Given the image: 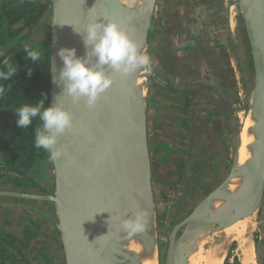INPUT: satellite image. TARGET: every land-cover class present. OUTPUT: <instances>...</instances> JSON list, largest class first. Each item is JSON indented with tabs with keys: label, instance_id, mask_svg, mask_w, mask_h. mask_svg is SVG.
<instances>
[{
	"label": "water",
	"instance_id": "water-1",
	"mask_svg": "<svg viewBox=\"0 0 264 264\" xmlns=\"http://www.w3.org/2000/svg\"><path fill=\"white\" fill-rule=\"evenodd\" d=\"M237 3L252 69L250 100L243 107L252 120L247 129L253 135V140L247 144L249 155L238 162L237 148L225 178L202 193L189 213L173 224L162 264H187L189 255L203 239L211 237L212 246L217 245L224 241L221 231L226 227L247 217L254 224L263 203L264 0H237ZM156 4L157 0H50V70L54 66L58 75L62 68L63 62L57 55L62 46L75 47L78 56L84 55L82 36L74 27L83 31L90 20L117 21L148 55ZM194 46L195 41L189 39L178 48ZM106 71L113 83L94 107L87 106L84 99L76 102L62 92V87L53 82L54 73L50 71L48 105L56 103L57 99L62 102L72 114L74 125L59 138L58 147L63 155L55 161L48 159L51 188L47 191L0 189V199L45 206L42 208L46 211L36 208L33 212L55 232L63 264H143L145 258L154 256L159 264L144 81L149 79L169 89L207 87L230 112L234 113L240 106L230 102L225 82L211 71L176 84L164 81L151 71L139 70L128 75L111 69ZM142 77L144 80L140 82ZM190 161L189 153L182 177L180 207L187 198L188 179L192 174ZM236 177L238 182L231 188ZM138 209L146 213L145 228L129 235L123 231L121 221L133 216ZM232 241L228 242V247Z\"/></svg>",
	"mask_w": 264,
	"mask_h": 264
},
{
	"label": "crops",
	"instance_id": "crops-1",
	"mask_svg": "<svg viewBox=\"0 0 264 264\" xmlns=\"http://www.w3.org/2000/svg\"><path fill=\"white\" fill-rule=\"evenodd\" d=\"M206 1L157 0L151 33L149 34L148 55L151 58L152 66L155 68V73L162 79L189 81V76L195 72L193 79L203 76L207 71H211L219 76L226 86H229L227 85L229 79L225 77V73H229V70L225 68L224 64L218 69L210 65L211 56L204 35V27L207 23L205 14L206 10H209V8L206 9V7H209ZM232 6L234 15L231 20V15L227 18L225 16L226 2L219 0L218 8L224 11L223 20L225 21L223 26L227 29L228 41L225 40V44L229 42V46L225 47L224 55L226 57L227 54V60H232L234 63L235 60H249V65L246 68L249 72L251 59L248 46L247 56L246 53H243L242 34L244 33L245 39L246 35L237 0H232ZM189 39L195 41L193 48L190 50L189 48H178ZM243 54H245L244 58ZM203 56H206V58H203ZM196 60H200V62L197 63ZM173 92L171 94L165 93L169 97L173 95L170 101L175 112H171L169 117L161 115L159 121L155 118L148 120V112L150 113L151 109L147 108L146 102L148 142L154 190L155 181L153 178L157 175V170L162 172V175L170 173L174 178L183 175L190 151L193 154L191 163L195 166L201 159L205 158L204 153L208 151L209 140L208 135L205 136V131L209 127L207 114L222 112L220 108L222 104L219 99L205 87H181V89ZM152 95L160 96V89L153 88ZM203 126H206V128ZM4 216L1 214L0 219L2 220ZM9 219L13 229L20 226V223H24V220H12L11 216H9ZM27 219L40 221V228H46L48 234L53 236L56 247L57 236L52 228L47 226V223L31 215L25 217V220Z\"/></svg>",
	"mask_w": 264,
	"mask_h": 264
},
{
	"label": "trees",
	"instance_id": "trees-1",
	"mask_svg": "<svg viewBox=\"0 0 264 264\" xmlns=\"http://www.w3.org/2000/svg\"><path fill=\"white\" fill-rule=\"evenodd\" d=\"M49 9L50 0H0V61L8 58L12 64L19 65L15 77L0 81V86L5 88L0 95V184L17 189L35 187L44 190L38 180L46 178L44 165L49 154L34 147V131L41 122L35 118L28 128L20 127L15 109L45 96V106H48L49 33L45 38L35 40L30 39V34ZM26 46L40 53L38 62L26 58L23 50ZM29 68L32 69L31 76L28 75ZM224 88L226 93L229 92L227 86ZM203 166L206 169L209 164L200 161L194 166L186 194H193L202 183ZM40 226V221L27 219L13 229L7 215L4 216L0 223V264H63L62 256L48 252L54 238ZM57 245L60 246L58 239Z\"/></svg>",
	"mask_w": 264,
	"mask_h": 264
},
{
	"label": "rangeland",
	"instance_id": "rangeland-1",
	"mask_svg": "<svg viewBox=\"0 0 264 264\" xmlns=\"http://www.w3.org/2000/svg\"><path fill=\"white\" fill-rule=\"evenodd\" d=\"M226 2V18L231 15V20L234 15V8L232 6V0H224ZM206 9V20L205 24V38L207 40V47L209 48V55L211 59V66H214L218 69V67L224 64L225 68L229 70V73H225V77L229 79V83L227 86L232 91L229 96L231 99V103L234 106H242L245 107L248 105L250 100V91L252 86V72L251 69L246 70L247 65H249V60H235V63L232 60H227L224 55L225 47L229 42L227 40V29L223 26L224 21V11L218 8L219 0H207ZM224 6V5H223ZM50 14L49 12L45 13V15L41 18L38 24L33 28L30 34V39H43L49 33L50 27ZM233 24V23H232ZM151 33V31H150ZM243 36V53H246L247 56V42ZM29 42V41H28ZM243 54V58H244ZM206 58V56H203ZM226 59V60H224ZM205 61V59H203ZM195 62L199 63L200 60H196ZM240 62V63H239ZM196 67V66H194ZM155 73V68L152 66V71ZM248 72V74H247ZM196 74H192L189 76V80L193 79L192 77ZM165 80V79H164ZM171 84H176L179 82H184L183 80H165ZM147 83V90H145V98L147 102V108L151 109V112H148V120L151 118H155L156 120H160L161 115H165L169 117L171 112H175V109L172 107L171 96L167 94L174 93L173 91L181 89V88H164L160 87V96L152 95L153 88H158V85L150 81H144ZM157 86V87H156ZM151 87V89H150ZM164 91V92H163ZM167 94H166V93ZM249 95V98H248ZM222 112H212L211 115L208 116L209 127L207 131H205V136L208 135V151L204 153L205 162L209 164V167L206 169L204 179L202 183L199 185L198 189L191 195L187 194L186 202L180 207V193H181V183H182V175L178 177H174L170 173L163 174L162 172H158L157 175L153 178L155 181V202H156V216H157V226H158V239H159V254H160V264L163 263L164 252L168 242V235L173 226V224L180 220L183 216L189 213V210L193 206V204L200 198V195L208 192L212 188H214L219 182H221L225 176L227 175L232 161V156L234 153V147L236 146L238 133L241 128V119L246 115V108L241 109L239 111L237 108L234 113L230 112L223 105H221ZM206 115V114H205ZM204 115V118H205ZM206 128V126H203ZM168 163V162H167ZM44 176L46 178H40L38 181L40 185L44 188L42 191H47L51 188L52 185V175H51V165L50 162L47 161L44 165ZM4 184H0V189L5 188ZM13 188V187H10ZM24 191H33L36 188L28 187L23 188ZM160 190V192H159ZM192 196V197H191ZM39 205V206H37ZM41 206V207H40ZM42 204H32L30 202L22 201V200H14L11 198H3L0 199V217L1 214L11 216L12 220L17 219L19 221L25 220V217L31 215L32 217L45 222L41 216L33 212V209L39 208L41 211H46L43 209ZM5 215V216H6ZM10 220V219H9ZM46 223V222H45ZM47 226L50 227V225ZM251 237V238H250ZM249 238L252 241L253 247V264H264V199L260 208L259 216L256 219V222L252 224V229L249 233ZM238 241V242H237ZM240 240H233L231 245L227 248L224 253V257L221 264H242L241 252L238 250V245ZM52 246L48 250L50 254L62 256L61 248L59 245L55 247V241L51 240ZM212 242L210 238L207 243Z\"/></svg>",
	"mask_w": 264,
	"mask_h": 264
},
{
	"label": "clouds",
	"instance_id": "clouds-1",
	"mask_svg": "<svg viewBox=\"0 0 264 264\" xmlns=\"http://www.w3.org/2000/svg\"><path fill=\"white\" fill-rule=\"evenodd\" d=\"M74 31L82 36L84 55L78 56L75 47L62 46L57 52L63 62L62 68L58 75L55 74L54 66L50 70L54 73L53 82L61 86L62 92H66L74 101L84 99L87 106L94 107L100 95L113 83L106 69L123 75L139 70L152 71L150 56L141 50L139 43L117 21L90 20L84 25L83 31L75 27ZM23 50L27 59L33 62L40 59L38 51L27 46ZM0 63L3 65L0 68V81H9L15 77L19 70L18 64H12L8 58ZM31 74L32 69L29 68L28 75ZM4 91L5 88L0 86V95ZM46 98L33 104H24L16 108L15 112L17 125L24 129L32 125L35 118L39 119L41 124L34 131V147L45 150L49 160L55 161L63 155L58 141L61 135L73 129V117L58 99L56 103L45 106ZM145 217L143 209L136 210L133 216L121 221L123 231L129 235L143 231Z\"/></svg>",
	"mask_w": 264,
	"mask_h": 264
},
{
	"label": "bare ground",
	"instance_id": "bare-ground-1",
	"mask_svg": "<svg viewBox=\"0 0 264 264\" xmlns=\"http://www.w3.org/2000/svg\"><path fill=\"white\" fill-rule=\"evenodd\" d=\"M139 80L141 82L142 80H144V77ZM144 92L145 90L143 86V94ZM238 109L239 111H242L241 109H243V107L240 106L238 107ZM237 113H234V115H237ZM241 123V128L238 133V141L236 143V146L234 147V151L238 148V162L240 163L248 157L249 151L247 149V144L253 140V135L247 132L248 127L250 126V124H252V120L250 119L249 114H246L243 119H241ZM238 179L239 178L236 177L232 180L230 184L231 188H233L234 185L238 182ZM215 206H218V204H216ZM249 218L250 217L239 220L222 230L221 232L223 233L222 237L224 236V241L217 245L213 244L212 246L211 242L207 243V241L211 237L203 239L201 242L198 243L197 250L189 255L187 264H221L224 257V253L228 247V242L237 239L240 240L239 244L237 245L239 248L238 250H240L241 252L242 264H253L252 261L254 252L252 247V241L250 239L251 237L249 238V233L252 229V224ZM143 264H158V260L157 258H155V256L153 258H145L143 260Z\"/></svg>",
	"mask_w": 264,
	"mask_h": 264
},
{
	"label": "flooded vegetation",
	"instance_id": "flooded-vegetation-1",
	"mask_svg": "<svg viewBox=\"0 0 264 264\" xmlns=\"http://www.w3.org/2000/svg\"><path fill=\"white\" fill-rule=\"evenodd\" d=\"M188 48H189V47H188ZM188 48H186V49H188ZM190 49H191V47L189 48V50H190ZM155 74H156V73H155ZM156 75H157V74H156ZM157 76H158V75H157ZM159 77H160V76H159ZM160 78H161V77H160ZM191 80H192V79H191ZM150 81H151V80H150ZM164 81H165V80H164ZM189 81H190V80H189ZM152 82H153V81H152ZM184 82H188V81H184ZM184 82H179V83H184ZM153 83H154V82H153ZM155 84L158 85L157 83H155ZM159 86H160V85H158V88H159ZM225 86H226V84L224 85V87H225ZM156 87H157V86H156ZM160 87H162V86H160ZM187 87H189V88H190V87L193 88V87H195V86H187ZM187 87H183V88H187ZM205 88H207V87H205ZM227 88H228V87H227ZM150 89H151V87H150ZM159 89H160V88H159ZM207 89L210 90V91L214 94V92H213L210 88H207ZM230 90H231V89H230ZM230 90H229V88H228V91H229V92H227L226 94H227L228 99H229L230 102H231V99H230L229 94H230V92H231L232 90H231V91H230ZM215 96H216V95H215ZM219 101H220V100H219ZM220 102H221V101H220ZM221 104H222V103H221ZM211 114H212V113H209V114H207V116H209V115H211ZM190 153H191V159H192V157H193V156H192V155H193V154H192V151H190ZM200 161H204V162H205V158H204V159H201ZM193 165H194V164H192L191 161H190V167H191L192 173H193L194 166H195V165H194V166H193ZM204 166H205V164H204ZM204 166H203V168H202V174H203L204 171L206 172V169H207V168L204 169ZM183 174H184V171H183ZM182 177H183V175H182ZM188 185H189V179H188ZM5 186H7V187H5V188H1V189H14V190L17 189V188H14V187H13V188H10L11 186H8V185H5ZM181 186H182V183H181ZM180 189H181V188H180ZM186 192H187V191H186Z\"/></svg>",
	"mask_w": 264,
	"mask_h": 264
},
{
	"label": "built area",
	"instance_id": "built-area-1",
	"mask_svg": "<svg viewBox=\"0 0 264 264\" xmlns=\"http://www.w3.org/2000/svg\"><path fill=\"white\" fill-rule=\"evenodd\" d=\"M144 85L146 86L145 88L147 89V83H146V84H144Z\"/></svg>",
	"mask_w": 264,
	"mask_h": 264
}]
</instances>
